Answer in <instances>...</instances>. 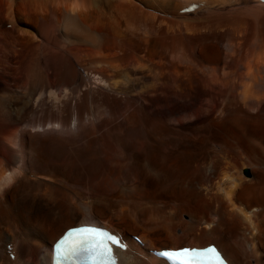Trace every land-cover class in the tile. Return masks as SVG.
<instances>
[{
    "label": "bare ground",
    "instance_id": "bare-ground-1",
    "mask_svg": "<svg viewBox=\"0 0 264 264\" xmlns=\"http://www.w3.org/2000/svg\"><path fill=\"white\" fill-rule=\"evenodd\" d=\"M83 223L264 262V2L0 0V264Z\"/></svg>",
    "mask_w": 264,
    "mask_h": 264
},
{
    "label": "snow or ice",
    "instance_id": "snow-or-ice-1",
    "mask_svg": "<svg viewBox=\"0 0 264 264\" xmlns=\"http://www.w3.org/2000/svg\"><path fill=\"white\" fill-rule=\"evenodd\" d=\"M10 178L11 174L8 176V179ZM65 243L66 241L62 240L56 246L57 259L62 255V248ZM162 255L168 258L171 264H206V262H215V264H218L219 261V256L214 248L204 250L188 248L172 251L166 250L162 252Z\"/></svg>",
    "mask_w": 264,
    "mask_h": 264
},
{
    "label": "rangeland",
    "instance_id": "rangeland-1",
    "mask_svg": "<svg viewBox=\"0 0 264 264\" xmlns=\"http://www.w3.org/2000/svg\"><path fill=\"white\" fill-rule=\"evenodd\" d=\"M6 27L9 28V25H6ZM218 48H219V47H218ZM127 96H129V95H127ZM27 118H28V117H27Z\"/></svg>",
    "mask_w": 264,
    "mask_h": 264
}]
</instances>
